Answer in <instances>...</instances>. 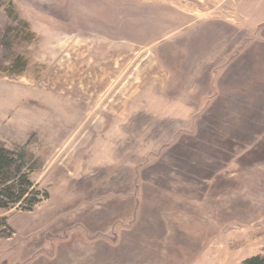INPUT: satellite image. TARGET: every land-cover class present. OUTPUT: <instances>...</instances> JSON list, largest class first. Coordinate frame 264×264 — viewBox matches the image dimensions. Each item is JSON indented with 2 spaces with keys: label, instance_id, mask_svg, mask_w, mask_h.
I'll return each instance as SVG.
<instances>
[{
  "label": "rangeland",
  "instance_id": "374dc122",
  "mask_svg": "<svg viewBox=\"0 0 264 264\" xmlns=\"http://www.w3.org/2000/svg\"><path fill=\"white\" fill-rule=\"evenodd\" d=\"M0 144V264L264 255V0H0Z\"/></svg>",
  "mask_w": 264,
  "mask_h": 264
},
{
  "label": "trees",
  "instance_id": "16d2710c",
  "mask_svg": "<svg viewBox=\"0 0 264 264\" xmlns=\"http://www.w3.org/2000/svg\"><path fill=\"white\" fill-rule=\"evenodd\" d=\"M22 159L21 154H16L15 151L7 149L0 144V180L3 181L4 179L3 183H7L8 176L12 172L17 177L15 183H8L0 188V210H10L14 204L19 202H29V206L34 205L32 203L36 202V200H33V194L36 191L33 189V184L24 174H21ZM42 195L47 196L44 193ZM0 227L5 229L0 228V233L7 231V236H9L10 227L6 221V217L1 216V214ZM239 264H264V255L256 254L246 257Z\"/></svg>",
  "mask_w": 264,
  "mask_h": 264
}]
</instances>
